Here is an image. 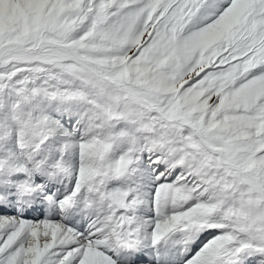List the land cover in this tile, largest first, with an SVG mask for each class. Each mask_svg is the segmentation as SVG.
I'll use <instances>...</instances> for the list:
<instances>
[{
	"label": "snow or ice",
	"instance_id": "6c2138e0",
	"mask_svg": "<svg viewBox=\"0 0 264 264\" xmlns=\"http://www.w3.org/2000/svg\"><path fill=\"white\" fill-rule=\"evenodd\" d=\"M0 264H264V0H0Z\"/></svg>",
	"mask_w": 264,
	"mask_h": 264
}]
</instances>
